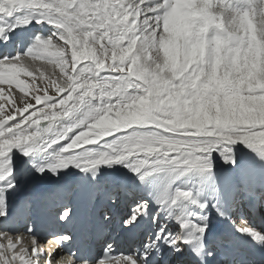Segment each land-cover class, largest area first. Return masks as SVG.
<instances>
[{
  "label": "snow or ice",
  "instance_id": "snow-or-ice-1",
  "mask_svg": "<svg viewBox=\"0 0 264 264\" xmlns=\"http://www.w3.org/2000/svg\"><path fill=\"white\" fill-rule=\"evenodd\" d=\"M37 58L58 71L27 98ZM5 84L25 95L0 104V224L34 239L17 251L4 231L0 264L45 261L41 215L69 264H264V229L234 219L264 207L244 187L264 175V0H0ZM189 172L214 198L181 187ZM25 177L60 196L21 194Z\"/></svg>",
  "mask_w": 264,
  "mask_h": 264
},
{
  "label": "rangeland",
  "instance_id": "rangeland-1",
  "mask_svg": "<svg viewBox=\"0 0 264 264\" xmlns=\"http://www.w3.org/2000/svg\"><path fill=\"white\" fill-rule=\"evenodd\" d=\"M53 71H58V69L55 68V64L54 63H50L49 65H47L44 70L41 69V68H39L38 73H36V78H34V80H33V81H35V84H36L34 86L36 88L42 87V84L43 83H47L48 82V80L51 77V74L53 73ZM41 73L44 74V81L43 82H41L39 80V76H40ZM27 96L28 97H31V93L30 92H27ZM236 148L245 149L246 147L244 145H236V146H234L233 151H235ZM190 183H191V186H192L191 191L196 196H197V193L199 194L202 190H206L208 192H212V188L210 186H202L201 185V187H199L198 184H197V179H194ZM209 194H211V193H209ZM212 195H213V193H212ZM206 196H209V195L206 194L205 197Z\"/></svg>",
  "mask_w": 264,
  "mask_h": 264
},
{
  "label": "bare ground",
  "instance_id": "bare-ground-1",
  "mask_svg": "<svg viewBox=\"0 0 264 264\" xmlns=\"http://www.w3.org/2000/svg\"><path fill=\"white\" fill-rule=\"evenodd\" d=\"M31 79H32V78H30L31 84L36 85L35 83H33V80H31ZM36 83H37V82H36ZM37 84H38V83H37ZM14 96L17 98V94H14ZM24 161L27 162V160H25V159H24ZM214 168H215V167H214ZM193 176H194V179H197V174H196V173H194ZM197 184H198V183H197ZM255 184H257V186H258V190L260 191V193H264V189L260 188V186L258 185L257 182H256ZM198 186L201 187L200 184H198ZM211 198H213V196H212Z\"/></svg>",
  "mask_w": 264,
  "mask_h": 264
}]
</instances>
